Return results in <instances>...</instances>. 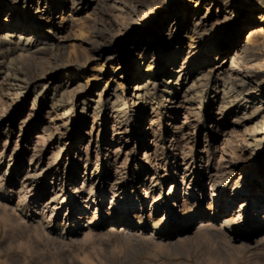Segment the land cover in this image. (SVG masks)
<instances>
[{"label":"rangeland","instance_id":"374dc122","mask_svg":"<svg viewBox=\"0 0 264 264\" xmlns=\"http://www.w3.org/2000/svg\"><path fill=\"white\" fill-rule=\"evenodd\" d=\"M7 9L4 6L0 13V31L7 30ZM108 12L99 3L73 15L93 28L99 16ZM119 12L113 9L112 17L121 33L133 22L128 11ZM51 19L37 30L38 37L50 38L45 29L58 25L60 11ZM178 20L182 23L183 16ZM76 29L65 30L57 39L64 45L60 52H66L65 56L70 51L80 62L38 55L31 62L34 73L26 68L29 78L22 91H16L15 83L0 80V264H264V137L256 147L254 163L244 161L238 148L235 155L223 153L221 136L215 132L217 127L228 130L231 119L219 124L208 119L207 115L216 113L207 110L211 92L202 98L198 117H191L193 125L183 126L184 136L179 137L189 146L178 145V131L173 128L176 121L183 122L182 113L176 121L168 117L159 96L155 101L158 118L149 122L142 117L145 136L142 129L136 131L129 109L120 114L81 115V103L97 93L110 96L116 90L122 99L129 97L134 82L124 80L139 55L121 62L123 40L126 46L135 45L140 39L135 35L147 31L130 33L126 39L107 31L109 44L100 54L85 42L89 31L81 36ZM240 35L244 43L247 32ZM72 43L75 48L69 47ZM114 51L112 60L106 61ZM112 65L120 68L112 73ZM40 74L45 78L44 89L35 84ZM119 82L122 88L117 87ZM63 85H70L78 101L73 106L67 99L58 104L56 115L50 112L49 99L54 90L59 95ZM35 94L38 99L33 101ZM113 158L116 164L111 163ZM197 163L211 174L218 171L222 179L217 181L219 197L210 209L211 187L208 183L197 187ZM233 164L236 170L227 173ZM184 171L187 177L193 173V182L185 178L181 183ZM235 182L240 189L234 188ZM143 184L149 187L146 195ZM170 186L173 190L168 194ZM53 196L54 205H47ZM183 200L192 210L182 211ZM240 203L244 206L240 218L225 223L223 213L233 215Z\"/></svg>","mask_w":264,"mask_h":264},{"label":"bare ground","instance_id":"6f19581e","mask_svg":"<svg viewBox=\"0 0 264 264\" xmlns=\"http://www.w3.org/2000/svg\"><path fill=\"white\" fill-rule=\"evenodd\" d=\"M99 3L109 9L108 14L100 15L99 23L97 22V26L93 28L84 26L85 23L76 18V13L89 5H93L94 9ZM4 6L8 7L4 19L7 30L0 31V80L15 83L17 92L22 91L27 84L29 77L25 73L26 68L32 71L31 62L38 59V55L55 58L66 54L60 52L64 45L61 46L57 39H60L59 35L65 30L77 28L75 33L80 35L86 30L89 31L88 41L85 42L89 43L91 51L100 54L109 44L105 38V35L109 34L107 31L110 34L113 31L121 34L124 36L123 39L130 33L147 31L141 33L140 37L135 35L136 38H140L135 45L129 43L126 46L124 45L126 41L123 40L122 48H125L121 62L125 63L127 57L139 55L134 62V70L124 80L126 84L134 82L129 97L126 100L122 99L116 94V90L110 96L97 93L81 103L80 114L85 116L89 113L96 117L105 111L120 114L129 109L135 117L136 131L140 129L144 131L142 117L147 118L149 122L157 117L159 108L155 107V101L159 96L162 100V111H165L168 117L176 121L182 113L183 122L179 125L176 121L173 128L178 131L176 138L178 145L184 146L187 143L181 138L184 136L181 135L183 126L192 124L191 117L200 114L202 98L209 97L208 93L211 92L213 94L209 97L207 110L209 114L216 113L213 117L207 115L208 119L217 124L231 119L232 126L228 130L220 131L217 127L215 132L221 136L222 152L234 154L238 148L240 154L245 155L244 161L254 163L256 160V147L264 137V0H0V13L3 12ZM113 9L115 12L120 11L119 13L128 11L127 15L133 22L121 33L112 17ZM64 10L67 12L64 13ZM58 11H60L58 25L52 29L50 27L45 29L50 38L38 37L37 30H41L44 23H51L52 15ZM74 12L76 13L73 15ZM180 15L184 18L182 23L178 20ZM136 19H141L140 23H135ZM245 31L247 38L242 43L240 32L243 34ZM73 36L76 37L74 34ZM72 45L74 46V43L69 47ZM115 51L108 55L106 61L112 60ZM70 53L69 51L65 55L67 63L80 62L78 57L71 56ZM208 60L212 61L210 65H207ZM118 68H120L118 65H112L111 72H116ZM155 69H159L157 74L154 73ZM158 76L160 78H157ZM44 79L41 74L36 76L35 84L44 89L46 86ZM85 84L88 86L89 82L86 81ZM104 84L106 86V83ZM117 85L122 88L123 82ZM59 92L57 95L54 90L49 99L50 112L56 115L58 114L55 107L58 104H63L67 99L73 106L78 101L76 95L72 94L70 85H63ZM38 95H34L33 101L38 99ZM70 109L71 107L64 108L61 115H66ZM240 125L241 128L237 129ZM143 134L147 135L145 131ZM111 163L116 164V160L113 158ZM195 167L200 175L197 187L202 189L206 183L211 187L209 190L212 201L208 206L210 209L212 202L219 197L217 181L220 183L221 176H217L218 171L211 174L207 167L201 169L198 163ZM229 169V172L225 170L232 174L236 170V164L231 165ZM183 175L182 184L185 178L193 182L191 179L193 173L187 177L184 171ZM88 182L92 184L90 180ZM143 186L145 187L143 194L146 195L149 187L144 184ZM189 187L190 185H187V191ZM234 188L238 190L241 186L235 182ZM172 190L173 186H170L168 194ZM185 196L187 193L184 192L183 197ZM55 197H50L47 205H54ZM242 200L246 201L247 198ZM172 203L171 207L174 206V201ZM237 206L239 210L233 215L223 213L226 216L225 223L230 224L240 218L239 213L244 206L242 203ZM179 207L186 212L192 210V206L185 200Z\"/></svg>","mask_w":264,"mask_h":264}]
</instances>
